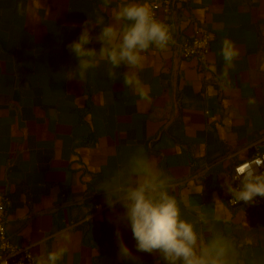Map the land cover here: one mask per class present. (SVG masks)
<instances>
[{"label": "crops", "instance_id": "crops-1", "mask_svg": "<svg viewBox=\"0 0 264 264\" xmlns=\"http://www.w3.org/2000/svg\"><path fill=\"white\" fill-rule=\"evenodd\" d=\"M122 2L144 1L105 8L102 0H0V188L9 195V236L35 257L66 245L57 264H167L158 251H137L126 210L99 191L142 152L198 234L228 238L236 264H264V207L232 206L225 183L235 164L264 150L256 145L264 134V0H190L177 36L210 32L206 62L180 58L170 43L151 47L137 70L148 101L125 88L126 65L111 79L105 62L83 81L67 78L78 64L68 45L86 23L98 35ZM225 39L239 55L222 78ZM98 203L108 207L95 214ZM65 231L70 242L58 239ZM120 239L131 258L120 255Z\"/></svg>", "mask_w": 264, "mask_h": 264}, {"label": "clouds", "instance_id": "clouds-1", "mask_svg": "<svg viewBox=\"0 0 264 264\" xmlns=\"http://www.w3.org/2000/svg\"><path fill=\"white\" fill-rule=\"evenodd\" d=\"M102 3L107 8L112 0H102ZM152 8L147 2H122L112 10V22L101 27L95 37L91 34L89 23H86L78 39L68 45L78 64L75 70L67 72V78L83 81L90 69L105 62L111 79L116 77L117 68L126 65L128 71L122 74L125 88L132 89L141 99L148 101V89L137 73L143 68V53L153 46L166 50L173 42L169 27L155 18ZM93 39L101 44L99 50L86 47ZM221 55L225 62L222 78H226L239 50L225 39ZM260 166H264V156L259 155L237 165L235 175L225 182L226 190L232 195L231 203L249 204L257 196L264 197V173H257ZM236 180H239L238 187L232 183ZM169 189L168 178L141 152L132 157L127 169L117 173L99 191L106 193L110 207L119 203L126 210L124 219L130 225L137 251H158L167 264H236L232 242L216 232L205 240L192 222L181 218L179 203ZM196 192L202 193L203 190L197 188ZM199 219L207 223L205 215L201 214ZM0 232H3L2 227ZM117 236L119 239V232ZM58 239L70 242L71 234L62 232ZM119 247L122 257L131 258L132 254L122 239ZM67 252L66 245L60 246L46 256L35 257L34 264H57ZM28 258L33 259L30 255ZM0 261L8 264L5 257H0Z\"/></svg>", "mask_w": 264, "mask_h": 264}, {"label": "built area", "instance_id": "built-area-1", "mask_svg": "<svg viewBox=\"0 0 264 264\" xmlns=\"http://www.w3.org/2000/svg\"><path fill=\"white\" fill-rule=\"evenodd\" d=\"M148 4L152 5L153 13L155 18L160 22L167 25L171 31L173 42H170L174 48L176 54L180 58L192 59L195 58L200 61V63H205L207 55L210 51L211 44V34L207 30H199L194 35L183 36L179 38L178 26L176 24V19L186 13L187 6L190 0H143ZM264 144V134L260 136L256 145ZM256 146V147H257ZM264 156V150H257L255 156ZM248 158V159H251ZM242 162V161H241ZM241 162L234 165L231 177L235 175V168ZM257 173H264V166L257 168ZM234 186H239V180L232 182ZM232 196L229 198V203L232 206H237L243 204V202L233 204L230 201ZM9 203L8 193L0 188V227L3 228V232H0V245H6L7 247H0V257H5L8 260V264H34V254L31 252L28 246H23L15 243L9 236L6 230V207ZM249 204H257L264 207V197H255L254 202ZM108 205L98 203L95 205V214L101 212L103 209L107 208ZM93 214V215H95ZM29 255L33 259H29ZM2 264V261H0Z\"/></svg>", "mask_w": 264, "mask_h": 264}]
</instances>
